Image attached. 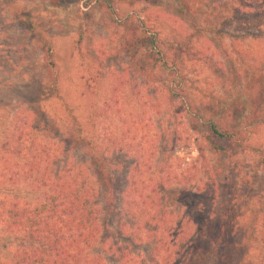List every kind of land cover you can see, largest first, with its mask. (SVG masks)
<instances>
[{
    "label": "trees",
    "instance_id": "trees-1",
    "mask_svg": "<svg viewBox=\"0 0 264 264\" xmlns=\"http://www.w3.org/2000/svg\"><path fill=\"white\" fill-rule=\"evenodd\" d=\"M96 1L113 20L117 43L126 51H141L143 60L137 65L141 74L154 78L165 72L170 78V93L188 104L186 114L191 124L196 123L201 129L204 149L227 159L235 182L225 189L216 206L210 193L188 190L187 181L194 176L184 172L186 182H178L182 186L170 188L167 193L165 184L157 182L154 192L159 204L155 203L154 209L148 207L154 203L148 186L143 191L134 188L136 195L127 192L124 208L103 148L61 94V69L53 39L28 17L26 31L41 50L48 88L61 105L63 121L49 122L38 108L33 110L38 122L16 127L11 135L13 142H0V186L6 191L0 194V247L8 254L0 257V264H256V260H261L256 251L264 249V196L255 192L249 171L238 154L255 155L257 164L264 169V144L257 140L264 128V73L249 72L246 85H242L249 98L261 97L262 105L255 104L250 114L239 116L244 110L241 104H233L222 113L214 112L215 106L210 107L203 114L195 109V99L181 86L187 74L178 57L191 49L195 38L208 35L232 37V51L243 60L247 54L242 43L264 39V29L237 35L222 24L208 22L200 26L189 20L190 32L178 34L168 29L165 22L151 20L143 8L123 12L112 0ZM174 1L184 14L196 17L201 0ZM22 17L16 15V19ZM85 32L86 28H82L75 41L77 53L84 61L81 45ZM83 65L86 88H96L103 66L98 61ZM56 129H61V136ZM61 142L63 148L59 146ZM76 148L87 156L89 172L80 162L69 159V151ZM25 195L27 200H23ZM166 196L184 206L194 225H174L173 219L168 218L172 214L164 208ZM118 198L126 215L123 217L119 210L121 214L113 229L111 224L117 214L113 206ZM177 230L180 244L176 256L170 252L161 254L163 235L166 239L178 236Z\"/></svg>",
    "mask_w": 264,
    "mask_h": 264
},
{
    "label": "rangeland",
    "instance_id": "rangeland-1",
    "mask_svg": "<svg viewBox=\"0 0 264 264\" xmlns=\"http://www.w3.org/2000/svg\"><path fill=\"white\" fill-rule=\"evenodd\" d=\"M112 1L123 12L143 8L151 20L165 22L168 29L177 33L190 30L189 20L200 26L208 22L222 24L237 35L264 29V0H201L194 18L184 14L174 0ZM16 15L23 17L16 19ZM28 17L53 39L61 69V94L103 148L123 207L127 192L132 193L134 188L143 191L148 186L147 192L154 200L148 207L154 209V204H159L154 192L157 182L165 184L167 193L170 188L182 186L178 182H186L184 172L194 176L187 181L189 191L210 193L216 206L221 202L225 189L235 182L227 159L204 149L201 129L196 123L191 124L186 114L188 104L171 95L170 78L165 72L154 78L141 74L137 69L143 60L141 51H126L117 43L113 20L96 0H0V142H13L11 135L16 127L38 122L33 113L38 108L49 122L63 121L61 105L48 88L41 50L26 31ZM82 28H86L81 45L85 61L80 59L75 44ZM231 38H195L191 49L178 57L187 74L181 86L195 99L198 112L206 114L215 106L214 112L222 113L233 104H241L244 110L239 116H243L250 114L255 104L262 105L261 97L249 98L242 85H246L249 72L264 73V39L242 43L247 56L241 60L232 51ZM95 61L104 70L99 85L87 89L83 63L93 65ZM33 102L36 104L31 105ZM59 132L61 129L57 133L61 136ZM257 140L264 144V128ZM59 146L63 148V142ZM68 155L90 171L83 150L71 149ZM238 156L249 171L255 192L264 196V169L257 164L256 156ZM3 190L0 186V194L6 192ZM131 193L129 196L136 195ZM27 198L25 195L23 200ZM119 198L113 206L117 213L111 224L113 229L121 214ZM176 201L166 196L164 208L172 214L168 218L173 219L174 225H194L188 211ZM177 234L167 239L163 235L164 243L159 244L161 254L170 252L176 256L180 244L178 230ZM6 256V250L0 247V257ZM256 256L261 259L256 264H264L263 248L256 251Z\"/></svg>",
    "mask_w": 264,
    "mask_h": 264
}]
</instances>
